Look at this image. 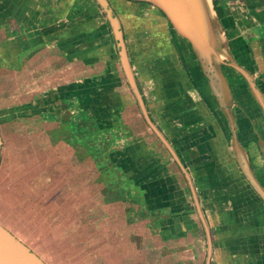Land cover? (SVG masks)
<instances>
[{
	"label": "rangeland",
	"instance_id": "374dc122",
	"mask_svg": "<svg viewBox=\"0 0 264 264\" xmlns=\"http://www.w3.org/2000/svg\"><path fill=\"white\" fill-rule=\"evenodd\" d=\"M93 3L86 11L96 7V19L109 26L108 37L100 31L96 43L102 51L96 56L81 54L87 63H79L78 78L25 77V62L10 63V52L0 44L1 213L7 214L14 234L51 264L63 258L62 252L88 255L94 250L110 260L99 258L98 264H166L172 259L162 263V248L148 235L152 229L157 236L155 222L147 219L141 226L146 228H139L137 219L147 211L134 192L150 178L140 171L152 163L153 153L167 151L158 138L165 133L159 135L147 120L155 127L159 123L153 108L160 106L155 77L175 65L166 59L173 50L160 41L168 32L163 33L165 19L150 18L134 6L126 7L131 17L120 15L138 95L106 14ZM232 81L236 88V78ZM8 85L11 93L3 90ZM256 126L255 131H264V125ZM179 179L184 188V175ZM184 191L190 196L189 188ZM179 245L170 250L180 256L175 264H186L189 257L204 264L205 239L189 237Z\"/></svg>",
	"mask_w": 264,
	"mask_h": 264
},
{
	"label": "crops",
	"instance_id": "0c3cea01",
	"mask_svg": "<svg viewBox=\"0 0 264 264\" xmlns=\"http://www.w3.org/2000/svg\"><path fill=\"white\" fill-rule=\"evenodd\" d=\"M93 1L0 0V44L10 52L8 61L14 64L23 60L25 77L78 78L79 63H87L81 60V54L87 52L88 57L96 56L102 51V45L96 43V39L102 33L108 37L109 26L100 20L102 18L96 19V7L91 12L86 11L94 5ZM107 1L121 26L120 15L129 17L134 14L126 9L130 6L139 12L144 9L150 18L165 19L163 33L168 32L161 35L160 41L166 50H173L166 59L175 62L155 77L156 102L160 106L153 108L159 122L157 125H162V132L166 135L163 139L167 144L159 139L167 151L153 153L152 163L141 166L140 172H146L150 178L142 185L137 184L140 187L134 190L147 211V216L137 219L139 228H146L141 226L147 219V223L151 220L152 225L155 222L157 236H153L152 229L148 235L155 239V244L159 242L162 263L171 258L166 264H175L180 256L170 250L182 248L180 242L189 237H199L205 239L204 264H264L263 198L246 176L237 157L240 153L249 162L248 149L257 157L264 156V137H246L244 133L248 130L252 134L256 125H264V109L257 101L250 81L243 80L238 72L229 69L228 77L225 74V91L223 94L213 93L214 88L206 85L190 44L171 25L168 30V20L158 8L146 0L142 3ZM208 2L224 51L222 60L233 58L245 69L264 98V0ZM81 13L87 14V18L79 20ZM92 14L94 18L89 19ZM84 42L88 45L81 49ZM173 45L178 50L173 49ZM159 50L164 48L159 47ZM183 51H187L185 57L181 55ZM95 61L96 58H92L90 62ZM234 78L236 88L232 81ZM228 80L232 81L233 88ZM7 88L9 85L3 88L6 93ZM257 167L253 171L254 177L264 191V165ZM180 174L185 177V187L190 189V196L189 193L185 195ZM1 187L2 184L0 225L17 237L8 226L7 214L1 213L4 203ZM150 212L157 214L150 216ZM61 255L63 258L56 264H98L99 258L110 261L107 256L96 254V250L88 255L64 252ZM39 257L46 264H51ZM186 264L195 262L189 257Z\"/></svg>",
	"mask_w": 264,
	"mask_h": 264
},
{
	"label": "water",
	"instance_id": "95a60500",
	"mask_svg": "<svg viewBox=\"0 0 264 264\" xmlns=\"http://www.w3.org/2000/svg\"><path fill=\"white\" fill-rule=\"evenodd\" d=\"M106 14L114 37L118 42L121 61L125 74L136 93L139 95L134 76L130 67L124 42L122 26L114 16L107 0H96ZM158 8L167 18L176 33L187 41L204 71L217 70L215 62H221L224 51L218 39V30L208 0H146ZM231 67L244 75L250 81L251 88L257 101L264 109V98L259 93L249 75L245 70L231 59ZM143 104V103H141ZM144 110V109H143ZM149 125L159 134L154 124L147 117ZM160 135V134H159ZM164 143L163 137H159ZM167 144V143H166ZM243 168V167H242ZM244 169V168H243ZM246 176L258 194L264 199V192L253 184L248 172L244 169ZM0 264H46L34 251L15 237L10 231L0 225Z\"/></svg>",
	"mask_w": 264,
	"mask_h": 264
},
{
	"label": "flooded vegetation",
	"instance_id": "af4514ba",
	"mask_svg": "<svg viewBox=\"0 0 264 264\" xmlns=\"http://www.w3.org/2000/svg\"><path fill=\"white\" fill-rule=\"evenodd\" d=\"M95 2H97L96 0H94ZM133 2H135V3H142L141 1L142 0H132ZM98 3V2H97ZM112 9V8H111ZM115 16V15H114ZM108 20V19H107ZM107 22H109V21H107ZM121 24V23H120ZM123 31V30H122ZM232 58V57H231ZM232 60H233V58H232ZM226 61H229L230 63H226ZM234 61V60H233ZM215 64H216V66H217V70L218 71H215L214 69L213 70H208L207 72L206 71H204L203 70V68H202V65H201V63L200 62H198V66H199V69L201 70V72H202V75H203V77H204V80H205V83H206V85L208 86V87H210L211 89L212 88H214V89H212V90H214L213 91V93L214 92H216L217 91V93H220V94H223V91H225V90H223V89H225L226 88V75L225 74H227V77H228V71H229V69L230 70H233V71H236V72H238L237 70H235L233 67H231L230 65H231V59H229V57H227V58H225V59H223L221 62H215ZM238 66H240V65H238ZM226 69V70H225ZM243 69V68H242ZM243 70H245V69H243ZM238 75L239 76H241L242 78H243V80H246V81H249L248 79H246V77L244 76V75H242L241 73H239L238 72ZM225 78V79H224ZM251 79V78H250ZM228 81H230V80H228ZM230 84H231V86L230 87H232L233 88V86H232V81H230L229 82ZM229 84V85H230ZM231 88V89H232ZM233 90V89H232ZM72 99L74 100V97H72ZM221 102V101H220ZM238 106L240 107V104H238ZM66 109V111H69V107L68 108H65ZM64 111V110H63ZM62 111V112H63ZM245 116L247 115V113H245L244 114ZM157 124V123H156ZM155 126V125H154ZM156 129H157V131L159 132V134H162L161 132H162V127H160L159 125H157V127H156ZM245 133V136L246 137H264V131H261V132H259V131H254V132H252V134H249V132L248 131H245L244 132ZM158 137V136H157ZM159 138V137H158ZM163 144V143H162ZM248 155H249V162H247V160H246V158H244V156L243 155H240V153L237 155V157L239 158V162H240V164H241V166L248 172V174H249V176H250V178H252L253 179V184H255L259 189H261L260 188V186L258 185V182L256 181V179H255V177H254V173H253V171L254 170H257V165H260V164H262V165H264V156H255V154L252 152V150L251 149H248ZM260 167V166H259ZM135 189H137V188H135ZM264 192V191H263ZM262 201L264 202V199H262Z\"/></svg>",
	"mask_w": 264,
	"mask_h": 264
}]
</instances>
